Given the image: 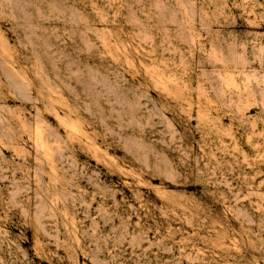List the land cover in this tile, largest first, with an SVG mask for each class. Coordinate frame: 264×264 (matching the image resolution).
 Masks as SVG:
<instances>
[{"label":"rangeland","instance_id":"374dc122","mask_svg":"<svg viewBox=\"0 0 264 264\" xmlns=\"http://www.w3.org/2000/svg\"><path fill=\"white\" fill-rule=\"evenodd\" d=\"M0 264H264V0H0Z\"/></svg>","mask_w":264,"mask_h":264}]
</instances>
